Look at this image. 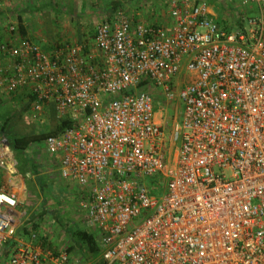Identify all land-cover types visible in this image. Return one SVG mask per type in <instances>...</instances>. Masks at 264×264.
Masks as SVG:
<instances>
[{
    "label": "built area",
    "instance_id": "2783aa9c",
    "mask_svg": "<svg viewBox=\"0 0 264 264\" xmlns=\"http://www.w3.org/2000/svg\"><path fill=\"white\" fill-rule=\"evenodd\" d=\"M165 1L167 26L117 9L91 41L47 50L9 22L0 92H24L38 125L50 104L69 120L43 141L87 194L104 264H264V0H242L258 14L236 12L243 25L231 29L206 0ZM149 85L180 106L169 136ZM17 204L0 187L2 264H74L15 238Z\"/></svg>",
    "mask_w": 264,
    "mask_h": 264
},
{
    "label": "crops",
    "instance_id": "0c3cea01",
    "mask_svg": "<svg viewBox=\"0 0 264 264\" xmlns=\"http://www.w3.org/2000/svg\"><path fill=\"white\" fill-rule=\"evenodd\" d=\"M158 1L0 0V42L9 40L16 42V40L12 39V34L6 29L9 22H16L22 26V33L18 32L20 37L32 39L46 50L57 43L72 44L81 41H91L96 24L104 18L111 19L117 9H123L133 23L144 22L167 26L170 20L166 1ZM162 6L166 8L165 12L160 9ZM2 63L3 59L0 57V67ZM28 102L29 98L24 92L12 96L0 92V140L5 136L6 132L22 135L39 131L38 126L40 124L30 121L27 116ZM43 119L45 122L41 125L48 124V121H51L50 128L55 125L56 118L51 104L44 110ZM32 124L35 127L31 126ZM42 145L38 147L31 143L20 155L9 146L8 141L6 147L0 144V160L4 161V164H0V187L15 193L17 196L18 204L15 210L19 217V223L16 228L15 238L21 239L36 248L38 247L42 251L57 252L62 248L57 246V243L45 247L37 237H29L31 232L29 234L23 232V226L28 223V219L25 217V220L20 222V218L28 213L23 209L21 210V208L26 209V205L27 209L29 208L28 203L33 201L32 197L36 193H39L37 185L42 186V191L40 192L46 190L54 193V189L51 187L53 177L58 178L63 183L64 189H61L63 193L77 197L79 204L86 201L87 194L84 189L60 176L58 162L46 151L44 141ZM23 157L27 161L26 164L20 162ZM53 200L55 201L56 199L53 198ZM53 200L52 202L48 201L46 204L45 198H42L39 204L40 206L41 204L42 206L53 205L55 204ZM51 208L55 209L52 206ZM34 209H36V206ZM45 209L47 208L44 207L41 211L43 212ZM83 211L84 225L82 228L89 229L86 210ZM67 229L69 233L71 229ZM63 248L65 250L69 248L66 251L70 261L74 264H104L100 254V247L96 253L92 254L85 249L79 240L70 237L68 244ZM43 264L52 263L46 259Z\"/></svg>",
    "mask_w": 264,
    "mask_h": 264
},
{
    "label": "rangeland",
    "instance_id": "374dc122",
    "mask_svg": "<svg viewBox=\"0 0 264 264\" xmlns=\"http://www.w3.org/2000/svg\"><path fill=\"white\" fill-rule=\"evenodd\" d=\"M156 1L159 2L158 0ZM206 1L208 2L214 14V18L218 20L223 27H231L235 23V19L237 16L236 12H239L240 15H244L245 18L254 17L258 14V10H256L254 4L250 3L246 6V4H243L242 0H227L226 2H219L217 0ZM248 6H251V8H249ZM129 7L132 8L131 6ZM160 9H162L163 12L166 11V8L164 6L160 7ZM144 88H147L154 98L153 109L156 116L155 121L161 125L165 135L169 136L171 134L173 125L179 120L180 106H178V108L176 109V105L165 101V95L159 89L150 85L144 86ZM172 92L174 96L173 101H177V88H174ZM48 122V124L46 123L43 125L40 124L39 126L37 125L39 128L38 130H45L47 128H50L51 121ZM31 126L34 125L32 124ZM32 143H34V145H37L38 147L43 146V139ZM30 145L31 143L26 147ZM173 147H175L173 143L168 144V151H173ZM51 185V187L54 189V193H50L46 190L40 192L42 191V186L37 185L38 191L41 195L39 193H36L34 197H32L33 201H30V203H28V209L26 205L27 210L25 208H21V210L23 209L27 211L28 214L21 216L22 218H20V222H23V220H25V217H27L28 223L23 226V232L25 234H29L30 232L31 234L34 233L36 235L35 237H37L40 243L44 244L45 247H49L50 245L57 243V246L62 247L60 248L62 250L70 240L67 228L72 229L75 227H82L84 225L83 210H85V208H83L81 202L79 204V200L77 199V197H75L74 195L63 193L62 190L64 189V185L58 180V178L53 177ZM42 198H45L46 204L48 201L52 202L53 198L58 201L53 200L55 202V204L53 205L49 204V206H42L41 204L40 206L39 203L41 202ZM35 206L36 209H34ZM51 206L55 209H52ZM44 207L47 209L43 210L42 212L41 210ZM55 213L56 215H54ZM0 264H2L1 257Z\"/></svg>",
    "mask_w": 264,
    "mask_h": 264
},
{
    "label": "trees",
    "instance_id": "16d2710c",
    "mask_svg": "<svg viewBox=\"0 0 264 264\" xmlns=\"http://www.w3.org/2000/svg\"><path fill=\"white\" fill-rule=\"evenodd\" d=\"M218 24H220L222 26V24L216 20ZM243 25V21L242 19H240L239 17L236 16L235 19V23L230 27L234 28V27H240ZM224 28H229V27H225ZM22 26L19 24L18 25V32L22 33ZM146 83L145 80H143L139 85L141 86L142 84ZM70 125L69 120L67 119H62L55 122V125L51 128H47L45 130H39L33 133H25V134H17V133H13V132H6L4 135V137L7 139L9 146L15 150L18 154L22 155L24 149H26V146L32 142L35 141H40L41 139H44L47 135H52V134H57L59 133L65 126ZM3 128V127H1ZM20 162H23L26 164V159H24V157L22 158V160H20ZM69 236L72 239H77L79 240L83 246L85 247V249L88 250L89 253H96L99 250V243H98V238L96 235L95 230L91 229V228H82V227H75L72 228L69 232ZM66 250L68 251L69 248H66Z\"/></svg>",
    "mask_w": 264,
    "mask_h": 264
}]
</instances>
